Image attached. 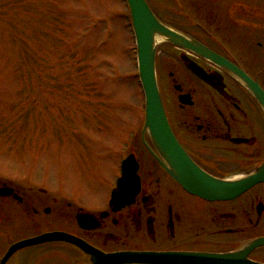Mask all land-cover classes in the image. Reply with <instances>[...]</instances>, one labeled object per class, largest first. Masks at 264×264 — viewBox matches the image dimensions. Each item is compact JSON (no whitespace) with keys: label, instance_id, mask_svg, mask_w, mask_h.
I'll use <instances>...</instances> for the list:
<instances>
[{"label":"flooded vegetation","instance_id":"obj_1","mask_svg":"<svg viewBox=\"0 0 264 264\" xmlns=\"http://www.w3.org/2000/svg\"><path fill=\"white\" fill-rule=\"evenodd\" d=\"M147 2L164 25L226 58L264 89L258 63L251 73L228 54L248 52L252 47L264 53V8L256 0ZM249 41L253 44L247 45ZM188 64L200 69L205 80ZM156 74L171 130L204 171L232 178L249 173L263 161V111L230 72L190 50L163 42L157 49ZM129 153L134 155L138 192L132 203L119 209L110 208L105 198L97 207L71 206L68 200L57 206L34 183L0 172V264H36L37 249L32 246L4 257L16 242L54 230L76 235L106 252H225L264 236V195L257 186L230 201H206L181 187L144 136ZM111 170L108 192L120 168L113 164ZM81 208L92 213L95 227L89 228L86 220V227L78 225L75 216ZM81 255V264H87ZM248 258L264 263V245L251 250Z\"/></svg>","mask_w":264,"mask_h":264},{"label":"rangeland","instance_id":"obj_2","mask_svg":"<svg viewBox=\"0 0 264 264\" xmlns=\"http://www.w3.org/2000/svg\"><path fill=\"white\" fill-rule=\"evenodd\" d=\"M129 23L124 0H0L1 173L46 186L57 206L100 205L143 123ZM252 50L228 54L255 73L264 53ZM61 253L37 264H63Z\"/></svg>","mask_w":264,"mask_h":264},{"label":"water","instance_id":"obj_3","mask_svg":"<svg viewBox=\"0 0 264 264\" xmlns=\"http://www.w3.org/2000/svg\"><path fill=\"white\" fill-rule=\"evenodd\" d=\"M127 1L138 46L139 75L146 96L144 129L148 131L157 151L169 165V173L185 190L211 201L234 199L254 185L264 182V162L244 177L218 179L201 170L180 147L166 121L156 83L154 70L155 38L162 37L174 44L192 49L232 71L252 92L264 110V92L262 89L244 72L232 66L220 56L170 31L159 23L144 0ZM124 178H127L126 172ZM51 241H64L75 245L89 256L91 264H262L248 260L247 254L253 247L264 244V238H261L241 250L222 254L129 251L105 254L72 235L61 232H49L13 245L6 257L21 247Z\"/></svg>","mask_w":264,"mask_h":264}]
</instances>
